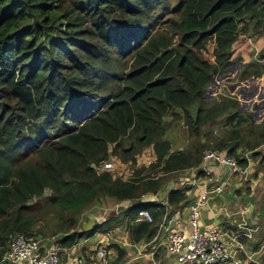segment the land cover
Masks as SVG:
<instances>
[{"label": "trees", "instance_id": "1", "mask_svg": "<svg viewBox=\"0 0 264 264\" xmlns=\"http://www.w3.org/2000/svg\"><path fill=\"white\" fill-rule=\"evenodd\" d=\"M263 18L264 0H0V260L18 234H63L61 249L123 227L132 243H147L166 209L141 198L164 189L166 174L196 168L201 176L209 147L241 166L246 152L263 162L264 127L237 97L204 99L210 78L240 57L247 23ZM262 58L238 81L258 86ZM182 113L205 140L173 150L167 117ZM210 126L223 133L211 138ZM146 147L153 159L128 178L103 168L113 158L133 165ZM191 188H171L166 204H186ZM108 201L115 211L84 230L82 216ZM142 209L152 223L136 220ZM52 215L55 225L36 228ZM108 247L119 263L125 248Z\"/></svg>", "mask_w": 264, "mask_h": 264}, {"label": "crops", "instance_id": "2", "mask_svg": "<svg viewBox=\"0 0 264 264\" xmlns=\"http://www.w3.org/2000/svg\"><path fill=\"white\" fill-rule=\"evenodd\" d=\"M263 80L264 79H260L259 82ZM259 82L256 87H253L252 80L249 82L236 83V85H240V89L248 88L249 92H251L250 88H253L250 96L246 98L245 101L248 104V106H246V112H249L250 115V110L256 113V115L259 114L260 111V104L255 103L252 105L253 102L264 103V82L261 85H259ZM237 99L240 103L243 102L241 101V94L238 95ZM256 119H254V121H256ZM260 149L264 151V146ZM245 155L249 158V172L246 176L238 173H231L229 169L222 167L220 164L212 166V174L215 182L218 183L222 180H226L227 183L223 192L212 195L209 198L201 212V226L209 227L217 225L226 232L224 234L225 238H227L229 233L240 229L238 225L242 222H245L251 229L250 237L240 236L238 238L242 243V248L231 250L230 257L225 264H244L250 261L249 256L261 262L264 260V161L260 162L259 157H251L250 152H246ZM195 169L196 168L191 169L186 176L182 177L180 183L182 184L187 177L191 179ZM201 179H203V176H201ZM172 183L174 182L172 181ZM172 183H167V188H177V186H174ZM167 188L164 189L166 190ZM164 189L154 195H145L141 200L162 203L165 206L167 215L176 221L174 224L175 228L178 226L180 227V224L185 223L187 220V204L193 201L195 197L202 192V188L200 186L192 187L188 192L189 194H187L186 204L180 205V207L165 205L167 191ZM104 213L106 214L103 216H100L96 212L89 214L90 216L87 215L81 227L84 230H88L94 224L103 222L111 212L104 210ZM238 231L243 230L240 229ZM47 240L41 241L43 247L46 246ZM100 242L108 246L115 243L125 248L126 253L117 264H156L157 259L161 260L158 255L160 246L163 247V255L166 263L175 264L173 259L166 255L162 234H160L157 239H152L147 243L140 242L134 244L130 241L129 234L123 227H115L106 232H95L88 238L80 239L69 248H59V251H61L59 254L60 264H70L74 257L78 255L89 258ZM152 251H154V254H151ZM110 252L114 257L113 259H116L117 253L115 249L110 248ZM154 255H156L155 258ZM4 263L11 264L5 261L2 264ZM158 264L160 263L158 262Z\"/></svg>", "mask_w": 264, "mask_h": 264}, {"label": "built area", "instance_id": "3", "mask_svg": "<svg viewBox=\"0 0 264 264\" xmlns=\"http://www.w3.org/2000/svg\"><path fill=\"white\" fill-rule=\"evenodd\" d=\"M264 146V145H263ZM247 164L241 166L236 157L228 155L225 151L214 149L205 150L202 157L200 170L203 179L197 176V170L193 172L191 179L188 177L182 182V186H200L202 192L193 201L187 204V220L175 228L176 221L169 217L165 211L158 225L157 233L153 239L163 235V246L166 255L173 259L175 264H216L225 263L230 257V251L242 248L238 240L240 236L250 237L251 229L245 222L238 226L243 231L229 233L225 238V231L217 225L201 226V212L209 198L223 192L226 180L215 182L212 174V166L220 164L231 171L246 176L249 172V158L246 155ZM111 167L110 162L103 164L104 169ZM166 205V203H165ZM137 221L152 223L153 215L148 209L138 212ZM41 241L33 235L18 234L9 243L7 251L2 257V262L11 264H60L59 247L55 244L46 250H41ZM155 251V250H154ZM152 251L151 254H154ZM249 260L262 264L249 256ZM70 264H112V255L108 245L98 243L89 258L83 255L75 256ZM158 264V263H156Z\"/></svg>", "mask_w": 264, "mask_h": 264}, {"label": "rangeland", "instance_id": "4", "mask_svg": "<svg viewBox=\"0 0 264 264\" xmlns=\"http://www.w3.org/2000/svg\"><path fill=\"white\" fill-rule=\"evenodd\" d=\"M243 40L242 43L239 45V51L237 55L239 54L240 57L235 59L233 63L227 67L224 71L221 73H218L212 77V80H209V85L204 91V99L206 102L212 101L215 99H219L223 95H230L233 97H238L239 94H241V111L246 112V109L248 104L245 102L246 98L250 96V93L248 91V88H241L240 85H236V83L239 82H249L250 78H247L244 81H238L239 75L241 73L242 68L250 62V59L256 60L259 57H263L260 59L261 61L264 62V18L263 20L256 26L254 27V22L249 21L247 23V33H245L242 36ZM236 54L233 56L235 57ZM260 79H264V71L263 75L260 77ZM264 82V80L259 82V85H261ZM258 103L260 104L259 108V114L256 115V113H253L250 110V113L253 117V119H256L255 123L258 124L260 123L264 127V103L260 102H253V104ZM195 107L193 106L190 109V113H193L195 111ZM260 115V118H259ZM256 116V117H255ZM171 120V126L168 129V132L166 134L167 138L171 141L172 144V149L173 150H184L192 147L194 144L196 145L199 140L204 141L205 136L201 132L198 135L193 134L192 132L190 133L188 129L185 127L183 121V113L182 117L181 116H176V118H173L172 116L167 117V121ZM205 133H210L211 138L217 137L223 133V128H220L219 126H210L208 128H205ZM242 133V132H241ZM207 136V134H206ZM243 136V133L241 134ZM149 147H146L140 154L136 156V161L135 164H130V163H124L119 161L118 159H110L111 171L115 173L116 175H119L123 178H128L131 176L133 170L136 167H141V166H148V163L153 159L151 150L148 149ZM208 149H213L212 147L205 148V150ZM203 151V152H204ZM193 168H187L178 172H173L165 175L166 178V187L167 188V183H172L174 186H182L180 183V179L184 176H186ZM196 170V169H195ZM194 171V170H193ZM37 201V200H36ZM37 208V207H36ZM116 208V205L113 201H108L104 203L103 205H94L92 206L81 218V222H84V219H86V216L91 214V213H97L100 216H103L104 210H108L109 212H114ZM42 210H39L38 214H41ZM51 213V212H50ZM90 216V215H89ZM57 222L56 216H48L45 217L43 222H40L38 225H36V228L38 226H44V228H49ZM80 227V225L78 226ZM35 228V229H36ZM158 255L161 258V260L157 259V263L159 262L160 264H167L165 261V257L163 255V247H159L158 249ZM113 255H112V261H113ZM2 262V259L0 260V264Z\"/></svg>", "mask_w": 264, "mask_h": 264}, {"label": "water", "instance_id": "5", "mask_svg": "<svg viewBox=\"0 0 264 264\" xmlns=\"http://www.w3.org/2000/svg\"><path fill=\"white\" fill-rule=\"evenodd\" d=\"M210 80H212V78H210ZM95 165H93V167H94ZM170 189L169 188H167L165 191H169ZM154 198V197H153ZM85 228H88V227H85ZM63 237V234H59L57 237H55V238H52V239H48L47 240V243H46V246L44 247L45 248V250L48 248V247H50L51 245H53V244H55V242H56V240L57 239H60V238H62Z\"/></svg>", "mask_w": 264, "mask_h": 264}]
</instances>
